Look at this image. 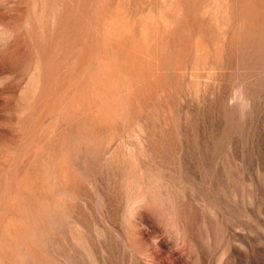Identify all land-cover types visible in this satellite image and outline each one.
<instances>
[{
    "label": "rangeland",
    "instance_id": "rangeland-1",
    "mask_svg": "<svg viewBox=\"0 0 264 264\" xmlns=\"http://www.w3.org/2000/svg\"><path fill=\"white\" fill-rule=\"evenodd\" d=\"M0 264H264V0H0Z\"/></svg>",
    "mask_w": 264,
    "mask_h": 264
}]
</instances>
